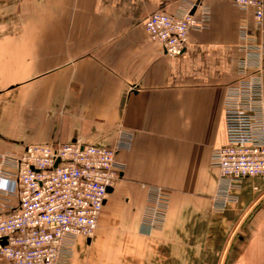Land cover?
<instances>
[{
    "label": "crops",
    "instance_id": "crops-1",
    "mask_svg": "<svg viewBox=\"0 0 264 264\" xmlns=\"http://www.w3.org/2000/svg\"><path fill=\"white\" fill-rule=\"evenodd\" d=\"M202 6L210 23L181 55L149 39L154 12L198 16ZM243 26L264 43L253 10L234 0H0V154L74 141L109 147L121 131L134 135L72 264H264V180H244L223 212L213 200L211 155L226 144L224 98L241 76ZM152 186L170 203L164 227L150 233Z\"/></svg>",
    "mask_w": 264,
    "mask_h": 264
},
{
    "label": "built area",
    "instance_id": "built-area-1",
    "mask_svg": "<svg viewBox=\"0 0 264 264\" xmlns=\"http://www.w3.org/2000/svg\"><path fill=\"white\" fill-rule=\"evenodd\" d=\"M234 6L253 10L256 27L264 26V0H234ZM210 20L204 6L198 16L156 11L145 20V29L174 58L184 52L191 32L205 30ZM240 40L245 52L238 63L241 76L224 98L226 144L211 155L220 174L213 199L217 212L236 202L244 180H264V43L245 26ZM133 141L131 132L121 131L109 147L74 141L0 154V264H72L78 239L95 235L108 190L124 169L118 155ZM169 203L167 190L149 188L143 226L150 233L164 227Z\"/></svg>",
    "mask_w": 264,
    "mask_h": 264
},
{
    "label": "water",
    "instance_id": "water-1",
    "mask_svg": "<svg viewBox=\"0 0 264 264\" xmlns=\"http://www.w3.org/2000/svg\"><path fill=\"white\" fill-rule=\"evenodd\" d=\"M109 190H110V189H109ZM109 190H108V191H109ZM1 244H2V246L5 245V244H6L5 240H2V241H1Z\"/></svg>",
    "mask_w": 264,
    "mask_h": 264
},
{
    "label": "rangeland",
    "instance_id": "rangeland-1",
    "mask_svg": "<svg viewBox=\"0 0 264 264\" xmlns=\"http://www.w3.org/2000/svg\"><path fill=\"white\" fill-rule=\"evenodd\" d=\"M73 259H74V258H73ZM78 259H79V258L75 257V260H74V261L76 262Z\"/></svg>",
    "mask_w": 264,
    "mask_h": 264
}]
</instances>
